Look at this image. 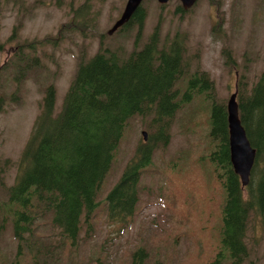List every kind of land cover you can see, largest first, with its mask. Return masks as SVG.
Returning a JSON list of instances; mask_svg holds the SVG:
<instances>
[{
  "label": "rangeland",
  "instance_id": "374dc122",
  "mask_svg": "<svg viewBox=\"0 0 264 264\" xmlns=\"http://www.w3.org/2000/svg\"><path fill=\"white\" fill-rule=\"evenodd\" d=\"M126 2L0 0V41L4 44L0 52V91L6 98L5 108L0 111V157L12 164L7 185L15 180L46 88L50 84L55 86L59 111L82 55H95L101 44L113 50L121 48L122 57L134 48L136 27L108 34ZM143 4L147 19L139 48L160 24L161 40L167 42L180 36L186 46L190 72H207L218 100L226 102L235 91L237 71L239 77L245 76L251 90L264 70V0H216L214 5L209 0H199L183 14L177 12L178 0H170L163 7L157 0ZM72 20L85 21L89 24L87 31L77 28L63 33L66 23ZM219 24L222 29L215 31ZM15 28L13 39L8 41ZM60 33L61 37L53 41ZM226 46L237 61L236 68L230 69L224 62L222 50ZM21 52L32 63L29 68L25 62H18ZM208 109L207 99L197 96L178 112L170 141L167 145L156 144L153 163L143 173L137 211L122 225L109 221L106 194L143 141L142 131L147 132L148 139L156 138V129L149 123L151 117L133 116L99 190V210L90 223L83 218L82 232L71 245L51 225L50 215H41L32 244L36 258L29 264H134V253L139 248H145L146 255L139 256L137 264H207L219 247L220 223L214 218L221 210L223 192L212 184L211 178L212 190L208 191L201 176L199 187L208 195L200 199L207 201L212 210L204 209L193 188L197 178H188L199 172L204 165L203 156L212 146ZM180 174L187 177L181 180ZM1 218L0 215V264H12L18 242L11 223L1 226ZM246 243L249 254L243 264H264L263 215L251 214ZM222 264L230 263L224 260Z\"/></svg>",
  "mask_w": 264,
  "mask_h": 264
},
{
  "label": "trees",
  "instance_id": "16d2710c",
  "mask_svg": "<svg viewBox=\"0 0 264 264\" xmlns=\"http://www.w3.org/2000/svg\"><path fill=\"white\" fill-rule=\"evenodd\" d=\"M146 18L147 11L141 6L125 26L124 29L132 24L139 27L134 48L127 56L122 57L121 48L113 50L102 46L93 57L80 59L59 111H56V89L53 85L48 87L17 166L15 180L10 185L6 177L11 161L0 157V191L5 187L7 197L2 200L0 196V215L4 222L13 223L18 240L12 264H29L36 258L33 237L40 216L46 212L52 214L51 223L61 229L70 239L69 243H75L82 215L91 214L98 205V190L110 170L130 118L151 117L156 139L167 145L178 112L197 96L205 97L209 103L212 146L203 156L204 165L199 172L190 175L188 181L197 178L193 188L199 200L208 195L199 187L201 176L208 191L212 190L209 178H217L224 190L221 210L214 218L220 223L219 247L207 264H222L224 260L243 264L247 259L250 216L253 213L264 216V70L250 91L244 76L239 82L240 118L256 149L251 180L243 188L230 159L225 101L217 99L214 82L206 72L196 70L184 77L190 64L184 59L180 36L161 45L159 25L144 47L138 49ZM88 26L85 21L72 20L64 26L63 33L77 28L87 31ZM221 29L219 24L214 30ZM15 33L16 30L13 36ZM61 35L52 40L56 41ZM223 55L229 68L237 66L229 47H224ZM4 101L5 95L0 91V110ZM138 150L121 180L107 195L113 221L127 222L137 209L141 172L151 163L153 148L148 143ZM180 176L181 180L187 177ZM200 203L204 209L212 210L207 201ZM144 255V249H139L135 263Z\"/></svg>",
  "mask_w": 264,
  "mask_h": 264
},
{
  "label": "water",
  "instance_id": "95a60500",
  "mask_svg": "<svg viewBox=\"0 0 264 264\" xmlns=\"http://www.w3.org/2000/svg\"><path fill=\"white\" fill-rule=\"evenodd\" d=\"M159 1L165 3L168 0ZM181 1L185 8H189L196 0ZM141 2L142 0H129L122 18L115 24L110 33L129 20ZM236 96L237 92L232 94L228 102L229 143L232 164L235 172L240 175L243 186H245L250 181L251 171L255 163L256 150L251 146L246 130L241 123Z\"/></svg>",
  "mask_w": 264,
  "mask_h": 264
}]
</instances>
